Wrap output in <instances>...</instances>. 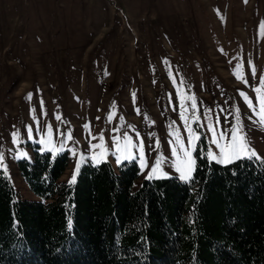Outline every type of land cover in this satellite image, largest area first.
<instances>
[{"label": "rangeland", "instance_id": "1", "mask_svg": "<svg viewBox=\"0 0 264 264\" xmlns=\"http://www.w3.org/2000/svg\"><path fill=\"white\" fill-rule=\"evenodd\" d=\"M262 79L264 0H0V168L34 198L16 167L33 144L67 153L60 181L131 155L132 189L158 159L178 178L177 139L207 158L235 129L264 159Z\"/></svg>", "mask_w": 264, "mask_h": 264}, {"label": "trees", "instance_id": "2", "mask_svg": "<svg viewBox=\"0 0 264 264\" xmlns=\"http://www.w3.org/2000/svg\"><path fill=\"white\" fill-rule=\"evenodd\" d=\"M17 159L34 198L0 168V264H264V159L222 166L196 151L190 182L138 177L134 160ZM71 221V229H69Z\"/></svg>", "mask_w": 264, "mask_h": 264}, {"label": "snow or ice", "instance_id": "3", "mask_svg": "<svg viewBox=\"0 0 264 264\" xmlns=\"http://www.w3.org/2000/svg\"><path fill=\"white\" fill-rule=\"evenodd\" d=\"M261 83H264V79L261 80ZM31 95V94H30ZM187 99V100H191L192 97H183L182 100ZM192 108L195 109L196 108V104L193 103L192 104ZM182 118H183V114H182ZM57 119H59V117H57ZM261 125L264 126V120L261 121ZM210 130H211V125L209 126ZM188 131L190 133V135L196 139L199 140L200 137L195 135V133H193L192 128L189 127ZM216 134L215 132H213V143L217 144V147L219 148V154L215 155L212 153L211 150L208 151L207 154V159L209 160V162H215L216 164L222 165V166H227V165H231L237 161L240 160H252L253 158L259 159V157L257 156V153L253 150H251L250 148H248L247 145V141H246V137L243 134L237 135V130L233 129V137L232 140L227 143V144H219L217 142V139L215 138ZM29 138H31V131L29 130ZM221 139H223V137H221ZM15 142V140H14ZM177 143L180 145V151L183 153L184 158L181 159L180 157H177L176 162L174 164V170L176 173L179 174L178 179L182 182H190L193 179V173L196 170V160L193 158L192 155V151L191 150H185L184 146L182 143H180L179 139H177ZM189 146L191 149L195 148V145L192 142V139L189 140ZM93 147H96L95 145H93ZM43 151V150H42ZM57 151H53L52 152V156L55 157L57 154ZM176 149L173 148V154L175 155ZM75 154V153H73ZM26 153H18L16 156V159H20L22 156H25ZM92 165L93 166H97L101 163V159H98L96 156H92ZM124 159H128L131 160L132 157L131 155L124 157ZM143 159V157H141V160ZM3 161V157L0 156V162ZM119 162V159H118ZM161 161L158 159L157 161V166L154 167L152 169L151 172H149L147 179L151 180L154 177L155 178H169L168 174L161 171L160 169V165H161ZM81 167V163L77 162V166H76V170L77 172L79 171ZM141 167L143 168V163H141ZM77 180V175L74 172L71 180H69V184H74ZM69 229H71V221H69Z\"/></svg>", "mask_w": 264, "mask_h": 264}, {"label": "crops", "instance_id": "4", "mask_svg": "<svg viewBox=\"0 0 264 264\" xmlns=\"http://www.w3.org/2000/svg\"><path fill=\"white\" fill-rule=\"evenodd\" d=\"M29 198H32V197H29Z\"/></svg>", "mask_w": 264, "mask_h": 264}]
</instances>
